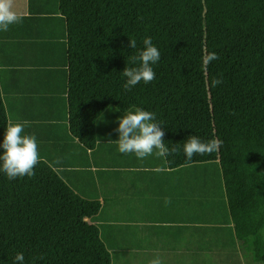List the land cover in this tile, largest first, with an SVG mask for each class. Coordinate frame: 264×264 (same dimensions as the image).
<instances>
[{
	"label": "trees",
	"instance_id": "trees-1",
	"mask_svg": "<svg viewBox=\"0 0 264 264\" xmlns=\"http://www.w3.org/2000/svg\"><path fill=\"white\" fill-rule=\"evenodd\" d=\"M67 23L71 132L87 148L108 107L156 114L171 168L217 162L242 250L264 264V0H60ZM151 37L161 53L156 78L131 91L125 67ZM135 39L136 48L129 41ZM218 59L206 68L202 56ZM222 79L211 86L213 79ZM9 120L0 87V143ZM190 135L221 140L212 155L187 161ZM3 149L0 148V154ZM32 177L0 172V264H112L87 218L101 202L75 192L46 161Z\"/></svg>",
	"mask_w": 264,
	"mask_h": 264
},
{
	"label": "crops",
	"instance_id": "crops-1",
	"mask_svg": "<svg viewBox=\"0 0 264 264\" xmlns=\"http://www.w3.org/2000/svg\"><path fill=\"white\" fill-rule=\"evenodd\" d=\"M13 10L20 22L0 31V87L8 120L29 121L24 131L36 137L40 159L80 196L101 202L99 213L87 220L98 227L112 264H263L242 250L224 194L223 219H217V209L211 215L202 206V183L192 175L221 172L217 162L171 168L155 152L144 159L120 153L114 129L127 110L116 107L97 118L94 148L73 135L60 0H13Z\"/></svg>",
	"mask_w": 264,
	"mask_h": 264
},
{
	"label": "clouds",
	"instance_id": "clouds-1",
	"mask_svg": "<svg viewBox=\"0 0 264 264\" xmlns=\"http://www.w3.org/2000/svg\"><path fill=\"white\" fill-rule=\"evenodd\" d=\"M21 17L13 10V0H0V31H7L9 26L19 23ZM144 48L130 59L138 63L137 67H125L122 76L126 78L123 87L131 91L138 83L143 81L149 84L156 78L152 65L156 64L161 57L158 48L153 44L151 37L143 39ZM135 39L129 41V47L135 49ZM218 54L207 52L202 56V65L207 66L217 60ZM222 83V79H213L211 86L215 87ZM118 127L114 129L119 134L118 151L122 154L134 153L138 159H144L155 152L157 157L166 158L179 151L178 146L171 149L164 143V128L156 123V114L142 108L128 109L124 115L118 117ZM29 121L13 123L9 120L0 148V172L4 173L9 180L17 177H32L35 175V167L41 162L38 143L34 135L25 133V126ZM222 141L213 137L207 141L201 140L196 135H190L183 145V152L187 161H192L196 156L212 155L220 150ZM51 167V165H50ZM55 171L56 169L53 168ZM162 169H158L161 171ZM165 203H170V198H165ZM23 253H17L13 264H24ZM152 264H160L155 260Z\"/></svg>",
	"mask_w": 264,
	"mask_h": 264
},
{
	"label": "rangeland",
	"instance_id": "rangeland-1",
	"mask_svg": "<svg viewBox=\"0 0 264 264\" xmlns=\"http://www.w3.org/2000/svg\"><path fill=\"white\" fill-rule=\"evenodd\" d=\"M215 168L216 170L220 169L217 163L215 165ZM192 176L196 178V182L201 181L202 183V190H203L202 206L203 208H205L206 210L212 211L210 212L211 215H213V211L217 209V213H218L217 216L219 217L217 219H223L222 217H224L225 212H226L224 202H223V194L225 197L227 196H226V193H224L225 191H224V186L222 184L223 181H222L221 172L217 171V173H215L212 170L207 172V171H204L203 169L201 173L197 175L193 173ZM212 219L213 218H211V220ZM219 223H224V222L223 220H219ZM211 235H214V234H211Z\"/></svg>",
	"mask_w": 264,
	"mask_h": 264
}]
</instances>
